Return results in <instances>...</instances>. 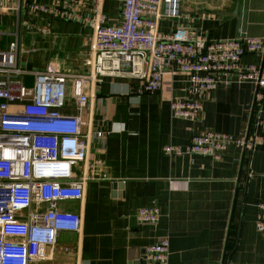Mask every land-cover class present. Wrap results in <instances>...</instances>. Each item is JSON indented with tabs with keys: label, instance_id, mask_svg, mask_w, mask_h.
<instances>
[{
	"label": "crops",
	"instance_id": "1",
	"mask_svg": "<svg viewBox=\"0 0 264 264\" xmlns=\"http://www.w3.org/2000/svg\"><path fill=\"white\" fill-rule=\"evenodd\" d=\"M27 1L60 6L67 0L5 3L3 27L12 32L19 26V64L28 71L24 82L32 85L33 71L55 67L68 74L72 101L75 78L90 74L95 27L48 12L32 13ZM85 1L87 11L90 0ZM122 5L123 0H104L109 23L121 21ZM180 11L181 18H161L158 31L183 24L213 39L232 38L240 30L264 36V0H181ZM12 39L3 35L0 47ZM240 64H254L264 76V52L245 54ZM256 87L252 81L222 84L207 95L200 116L191 119L174 116L170 105L173 97L190 95L187 72L167 74L153 93L128 76L86 84L92 95L83 112L84 129L91 132L88 158L103 165L92 169L82 200L61 203L80 214L81 230L61 232L48 258L30 264H141L146 248L163 238L170 242L168 264H222L226 255L240 263H264V230L255 223L256 204L264 199V139L247 157L237 144L219 158L171 156L163 150L167 144L185 146L204 129L235 138L247 134ZM69 109L74 111L73 105ZM96 129L104 131L102 137ZM145 206L160 209L157 222L138 220L137 210ZM66 245L71 251L64 250Z\"/></svg>",
	"mask_w": 264,
	"mask_h": 264
},
{
	"label": "built area",
	"instance_id": "2",
	"mask_svg": "<svg viewBox=\"0 0 264 264\" xmlns=\"http://www.w3.org/2000/svg\"><path fill=\"white\" fill-rule=\"evenodd\" d=\"M6 0H0V38L13 39L0 47V264H30L48 258L61 232H79L81 216L65 210L61 203L82 200L92 169L101 160H89V135L83 112L91 101L85 85L104 77H132L142 81L143 90L161 89L164 77L176 71L189 73L190 95L173 97L174 116L196 119L203 111L207 95L222 84L252 81L256 93L251 105L247 134L204 129L185 146L167 144L166 154L211 155L219 158L230 144L241 146L245 157L256 151L264 139V76L254 64L241 65L248 53L264 52V36L240 30L232 38L200 36L181 24L170 32L158 31L159 20L181 18V0H123L119 23H109L104 0H67L60 6L27 1L32 13L48 12L62 18L86 21L95 27L92 55L87 61L90 74L78 75L77 94L68 98V74L55 67L28 71L19 64L20 29L5 31L3 15ZM74 111H70V106ZM102 137L104 131L96 129ZM82 173L78 174V168ZM256 226L264 230V199L256 204ZM157 206L140 207L141 222H157ZM65 251H71L66 245ZM170 242L163 238L148 246L139 258L148 264H168ZM222 264H253L233 261L226 255ZM264 264V263H260Z\"/></svg>",
	"mask_w": 264,
	"mask_h": 264
},
{
	"label": "rangeland",
	"instance_id": "3",
	"mask_svg": "<svg viewBox=\"0 0 264 264\" xmlns=\"http://www.w3.org/2000/svg\"><path fill=\"white\" fill-rule=\"evenodd\" d=\"M6 4H8V5H13V4H17V0H9V1H7L6 0V2H5ZM11 12L13 13V15H15V17H16V19H17V9L16 8H12L11 9ZM21 67V66H20ZM22 68V67H21Z\"/></svg>",
	"mask_w": 264,
	"mask_h": 264
},
{
	"label": "water",
	"instance_id": "4",
	"mask_svg": "<svg viewBox=\"0 0 264 264\" xmlns=\"http://www.w3.org/2000/svg\"><path fill=\"white\" fill-rule=\"evenodd\" d=\"M141 264H147L145 260H141Z\"/></svg>",
	"mask_w": 264,
	"mask_h": 264
}]
</instances>
